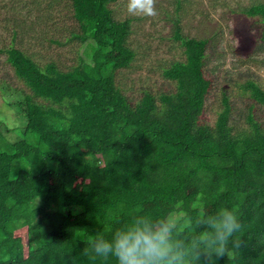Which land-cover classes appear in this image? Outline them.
<instances>
[{
    "label": "trees",
    "instance_id": "1",
    "mask_svg": "<svg viewBox=\"0 0 264 264\" xmlns=\"http://www.w3.org/2000/svg\"><path fill=\"white\" fill-rule=\"evenodd\" d=\"M67 1L78 25L70 38L83 48L76 63L62 68L15 44L0 47L27 87L0 86L23 119L15 140L0 126V264H114L84 250L137 211L183 222L221 206L237 210L241 246L214 264H264V125L254 114L264 87L238 83L251 101L247 126L231 122L224 91L213 124L203 122L213 87L209 40L184 36L177 20L185 58L161 70L173 88L143 89L131 101L116 71L136 55L128 44L133 19L114 15L117 0ZM242 11L256 17L264 41V1Z\"/></svg>",
    "mask_w": 264,
    "mask_h": 264
},
{
    "label": "rangeland",
    "instance_id": "2",
    "mask_svg": "<svg viewBox=\"0 0 264 264\" xmlns=\"http://www.w3.org/2000/svg\"><path fill=\"white\" fill-rule=\"evenodd\" d=\"M257 1L264 0H156L157 14L152 17L129 15L126 0L115 1L111 4L114 15L133 19L128 44L136 51L131 64L116 71L118 84L134 102L143 89L157 94L173 88V80L163 77L161 70L185 58L184 47L174 38L178 20L184 36L209 40L205 69L213 87L201 120L213 124L224 91L232 105L231 122L236 128L247 126L251 101L238 83L250 78L264 87V41L256 17L242 10ZM73 31H78V25L67 0H0V47L15 44L40 62L54 60L65 68L77 62L83 49L78 40L70 38ZM2 83L27 90L0 53V86ZM254 114L264 125V105L255 103ZM21 121L4 101L0 88V126L10 128L2 129V134L9 140L20 137Z\"/></svg>",
    "mask_w": 264,
    "mask_h": 264
},
{
    "label": "clouds",
    "instance_id": "3",
    "mask_svg": "<svg viewBox=\"0 0 264 264\" xmlns=\"http://www.w3.org/2000/svg\"><path fill=\"white\" fill-rule=\"evenodd\" d=\"M126 10L132 16L152 17L156 0H126ZM242 229L234 207L221 206L212 213L201 209L183 222L141 210L110 235H94L84 254L114 264H214L215 258H233Z\"/></svg>",
    "mask_w": 264,
    "mask_h": 264
}]
</instances>
